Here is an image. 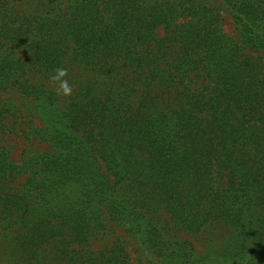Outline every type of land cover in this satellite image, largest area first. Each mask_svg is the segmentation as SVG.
<instances>
[{
  "label": "trees",
  "instance_id": "16d2710c",
  "mask_svg": "<svg viewBox=\"0 0 264 264\" xmlns=\"http://www.w3.org/2000/svg\"><path fill=\"white\" fill-rule=\"evenodd\" d=\"M57 67L70 96L50 82ZM12 139L28 145L17 160ZM216 224L227 249L198 252ZM115 228L125 238L103 241ZM263 251L264 0H0L6 264H238Z\"/></svg>",
  "mask_w": 264,
  "mask_h": 264
},
{
  "label": "rangeland",
  "instance_id": "374dc122",
  "mask_svg": "<svg viewBox=\"0 0 264 264\" xmlns=\"http://www.w3.org/2000/svg\"><path fill=\"white\" fill-rule=\"evenodd\" d=\"M220 13H221L220 15L223 18L225 31L227 32L228 35L234 34V30L229 14L226 13L225 11H220ZM8 145H10L11 147L10 155L14 160H17L19 158L21 151L28 146L27 143L22 139H16V140L12 139L9 141ZM39 146L42 147L43 145H39ZM230 232L231 230L230 227H228V225L216 224L211 227H208V229L203 234H207L208 238L210 239L213 238V241L212 242L208 241V243L205 245L203 243L194 240L198 252L206 251L207 253L209 252L217 256V254H220L222 251L227 249L226 247H228V236ZM114 238H125L123 231L118 228H115L113 233L107 234L103 237V241L108 242L114 240ZM187 238L193 241L191 237H187ZM237 239L238 242L240 241L241 244L242 242L241 238H236L232 240V242L233 243L237 242ZM101 241L94 240L93 245L91 247L94 249L100 248L101 245L99 244ZM0 264H6L3 261V257L1 255H0ZM238 264H264V251L262 254L257 255L256 258H252L251 256H248L242 259V262H239Z\"/></svg>",
  "mask_w": 264,
  "mask_h": 264
},
{
  "label": "clouds",
  "instance_id": "9594fccd",
  "mask_svg": "<svg viewBox=\"0 0 264 264\" xmlns=\"http://www.w3.org/2000/svg\"><path fill=\"white\" fill-rule=\"evenodd\" d=\"M68 75L69 72L67 68L57 67L49 77L50 82L55 86L54 90L57 95H72L74 86L66 79Z\"/></svg>",
  "mask_w": 264,
  "mask_h": 264
}]
</instances>
